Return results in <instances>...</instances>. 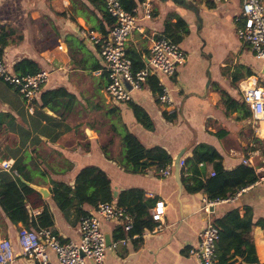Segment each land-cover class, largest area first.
Masks as SVG:
<instances>
[{
    "label": "crops",
    "instance_id": "1",
    "mask_svg": "<svg viewBox=\"0 0 264 264\" xmlns=\"http://www.w3.org/2000/svg\"><path fill=\"white\" fill-rule=\"evenodd\" d=\"M81 1L86 8L74 11L71 0H0V26L11 31L1 49L7 67L15 72L18 61L31 59L49 72L38 103L42 92L65 91V96L53 104L55 110H40L0 80V114L8 115L0 120V170L3 161L13 165L16 157L25 156L31 180L21 177L50 192L48 179L39 169L45 170L48 178L73 186L81 168L98 167L110 180L113 202L122 191L137 188L144 192V200L164 204V213L159 221L154 220L152 229L126 236L125 242L117 238L126 234L122 223L103 220L101 230L111 242L104 264H199L189 251L197 246L198 233L207 218L219 219L232 209L244 216L246 208L254 222L264 218L263 181L242 188L206 212L205 195L185 189L182 176H190L189 166L176 170V161H186L194 147L204 146L219 155L217 161L225 170H233L247 159L258 176L264 174V156L259 149V142H264V123L257 127L251 114L245 116L242 110L228 108L221 93L240 101L238 82L247 77L264 88V62L256 59L235 34L234 18L240 13L241 0H150L151 17L140 16L139 29L128 37L126 52L129 57L141 56L147 63L153 38L168 33L181 35L177 43L186 54L185 61L177 66L173 77L157 78L159 86L165 84L171 89L170 106L157 102V90L150 78L141 90L132 93L130 101L115 104L107 98V74L97 47L77 31L84 28L103 34L101 29L108 33L110 26L101 11ZM178 20L184 23V31L173 26ZM166 24L171 25L167 31ZM134 107L146 113L150 128L138 120ZM39 110L45 118L40 117ZM10 118L12 125H8ZM123 130L132 132L145 147L164 149L172 158L170 174L161 176L155 165L139 173L124 170L119 162L123 159ZM198 169L205 180L214 171L213 163L204 162ZM42 199L53 212L51 230L57 238L61 242L78 241L79 218L74 208L64 214L51 193ZM82 208L89 213L94 209L88 204ZM153 208L148 211L151 217ZM40 210H32V214ZM20 227V222L11 223L0 208V239L12 240L16 264H34L21 255L15 243ZM252 237L256 257L264 263V227L253 226ZM51 257L54 259L52 253Z\"/></svg>",
    "mask_w": 264,
    "mask_h": 264
},
{
    "label": "built area",
    "instance_id": "2",
    "mask_svg": "<svg viewBox=\"0 0 264 264\" xmlns=\"http://www.w3.org/2000/svg\"><path fill=\"white\" fill-rule=\"evenodd\" d=\"M215 1L227 3L229 0ZM105 9L114 19L108 33L100 34L92 29L81 28L77 34L97 47L107 74L105 94L110 101L115 104L130 101L132 93L141 90L150 77L174 76L177 66L185 61L186 54L178 43L171 39L160 35L153 38L147 63L138 70H133L132 60L126 52L128 37L135 29H139L140 16L147 19L151 17L150 0H144L131 11L125 10L120 0H105ZM234 22L237 39L249 47L256 59L264 62V0H241L240 13L234 18ZM48 76L49 72L46 70L20 76L7 67L0 52V80L12 86L30 106L38 99L40 88ZM160 87V92L156 94L157 102L170 106L171 89L165 84H160ZM238 90L241 101L248 107L257 127H260L264 123V88L254 78L247 77L238 82ZM243 163L248 165L250 161L243 159ZM179 165L184 166L185 161L181 159ZM171 167L172 164L169 163L159 168L158 172L161 176H167ZM1 169L16 174L10 161H3ZM258 180L264 182V174L258 176ZM234 196L235 194L215 200L206 198L203 209L208 212L210 206ZM163 213V202H156L152 219L159 221ZM103 220L119 221L125 231L131 228L132 218L124 208L117 206L113 201L103 202L79 220L78 241L61 242L50 227L36 230L22 226L17 231L15 243L21 255L33 260L34 264H104L108 246L101 230ZM197 237V246L190 249L189 253L199 264H217L218 227L213 219L207 218ZM125 241L126 238L120 240ZM51 253L55 260L52 259ZM0 264H16L14 244L9 238L0 239Z\"/></svg>",
    "mask_w": 264,
    "mask_h": 264
},
{
    "label": "trees",
    "instance_id": "3",
    "mask_svg": "<svg viewBox=\"0 0 264 264\" xmlns=\"http://www.w3.org/2000/svg\"><path fill=\"white\" fill-rule=\"evenodd\" d=\"M90 5L97 8L102 13L103 19L111 27L114 24V19L107 13L105 9V0H86ZM144 0H120L123 8L131 11L135 6ZM72 9L83 10L86 5L81 0H71ZM174 27L184 31V23L178 20ZM171 25H165V31L169 30ZM102 33H107L101 29ZM11 31H4L0 26V52L4 45L7 44V37ZM165 36L176 42L181 37L168 33ZM133 63V70H138L144 66V61L141 56H130ZM42 67L38 61L31 59H22L14 65V71L20 76L32 75L42 71ZM153 89L160 92L157 78L150 77ZM224 102L228 108H236L242 110L245 116H250V111L244 102L235 100L221 91ZM65 96V91L61 88L47 90L40 95V103L35 101L40 110L49 108L55 110L54 103L58 102V98ZM39 110L40 117H46ZM134 113L138 120L147 128L151 127V122L146 113L134 107ZM166 114V113H165ZM6 114H0V120L7 117ZM14 120L10 118L8 125H12ZM41 124V123H40ZM42 128V125H41ZM41 130V129H40ZM121 134V145L123 148V159L120 165L126 171L139 173L145 171L150 166L159 168L172 163L171 156L160 147H145L138 138L130 131L123 130ZM259 149L264 156V142H259ZM25 157V156H24ZM23 156L14 159L12 170L16 174L0 170V208L4 212L6 218L14 224L21 223L23 227L29 229H40L53 227L54 215L45 199H42L41 194L35 189L22 182L19 176L25 180H31L28 175V169L25 165ZM219 155L204 146L194 147L191 156L185 161L189 166L190 176L183 177L185 189L189 193L201 191L209 200L225 199L233 196L242 188L253 184L258 180V175L253 167L247 164H240L233 170H225L217 161ZM204 162H212L214 173L206 177L205 180L199 175L198 165ZM38 172L42 177H47L49 182V190L51 199L55 202L59 210L64 214L70 208L76 211V217L79 220L89 214L82 207L88 204L95 208L99 203L113 201L112 188L110 180L106 173L95 166H85L81 168L75 178L73 186H70L62 181L48 178L45 170L39 169ZM116 205L125 209L126 213L131 216V228L126 231V234L120 233L117 238L131 237L133 234H141L146 229H152L156 222L149 214V209L155 204L153 201L144 200V192L137 188H130L122 191L116 201ZM41 209L40 213L32 214V210ZM218 227V240L216 242L217 264H264L259 263L252 237V228L255 225L264 227V218H259L253 221L252 212L246 208L244 216H240L237 209H232L226 212L223 217L213 219ZM122 231V229H120ZM123 232V231H122ZM240 260L236 262V258Z\"/></svg>",
    "mask_w": 264,
    "mask_h": 264
},
{
    "label": "water",
    "instance_id": "4",
    "mask_svg": "<svg viewBox=\"0 0 264 264\" xmlns=\"http://www.w3.org/2000/svg\"><path fill=\"white\" fill-rule=\"evenodd\" d=\"M262 73H264V67H263V69H262ZM180 160H181V159H179L178 161H176V170H177V171H178L179 168H180V165H179V161H180ZM19 179H20L22 182H24V183H26L27 185H29L30 187H32L33 189H35L37 192H39V193L41 194L42 198H47V197L49 196L50 192H49L45 187H42V186H40V185L30 184L29 182L25 181L21 176H19ZM105 239H106V244H107V246H109V245L111 244L109 237L106 236Z\"/></svg>",
    "mask_w": 264,
    "mask_h": 264
}]
</instances>
